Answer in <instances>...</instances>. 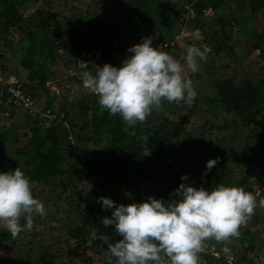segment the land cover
<instances>
[{"label": "rangeland", "instance_id": "1", "mask_svg": "<svg viewBox=\"0 0 264 264\" xmlns=\"http://www.w3.org/2000/svg\"><path fill=\"white\" fill-rule=\"evenodd\" d=\"M185 5H192L195 14L181 21ZM10 11L13 18L6 29ZM142 37H152L153 47L165 41L176 43L164 50L182 64L188 46L207 45L211 52L197 73L185 65L197 92L191 106L163 101L146 122L131 127L132 134L141 131L143 137L166 135L161 162L166 171L149 177L131 173L123 185L125 196L130 195L128 204L149 197L165 202L176 199L173 194L181 183L211 190L220 178L225 186L243 187L256 197L257 207L239 228L240 236L227 244L231 255L222 251L224 243L212 239L199 254V264H264V208L259 206L264 199V101L257 105L263 108L256 123L235 130L234 117L216 102L214 89L223 78L239 84L245 78L256 83L264 77V10L253 17L247 0H0V90L26 77L20 60L31 58L35 79L42 82L40 76H45L37 94L39 108L63 111L66 124H60L70 128L72 137V142H61L65 174L47 183L30 180L33 197L42 201L46 215H34L32 230L15 239L0 221V264H107V244L93 241L91 233L107 235L112 243L122 239L113 225L102 223L114 209L105 211L96 202L102 195L108 198L113 186L88 173L85 165L91 161L90 153L106 141L108 125L91 132V115L101 107L98 97L83 86L82 77L85 71L95 75L94 65L102 67L117 45L138 44ZM52 123H41L23 109L11 111L9 117L0 113V172L17 167L24 171L27 157L16 149L26 144L32 127L44 131ZM89 136L96 141H89ZM216 158V166L205 174L207 162ZM168 159L177 165L172 176L167 174ZM183 175L188 179L181 180ZM92 205L101 212L90 231L79 239L69 237L67 231L81 225L84 209ZM112 264H116L114 257Z\"/></svg>", "mask_w": 264, "mask_h": 264}, {"label": "clouds", "instance_id": "2", "mask_svg": "<svg viewBox=\"0 0 264 264\" xmlns=\"http://www.w3.org/2000/svg\"><path fill=\"white\" fill-rule=\"evenodd\" d=\"M165 48L166 44L153 47L152 37H142L141 43L127 49L132 55L122 61L121 67L105 63L102 67L94 65L95 75L85 71L83 86L98 97L102 109L122 117L126 128L146 122L163 101H183L191 106L197 92L185 65L197 73L211 49L207 45L188 46L182 64ZM83 65L87 69V64ZM147 143L145 137L143 155H150ZM218 159L207 162L205 174L216 166ZM187 179V175L181 177ZM173 195L177 198L168 202L149 197L145 202L127 206L117 205L107 197L97 198L103 210L114 209L111 217L102 219L103 225H113L122 237L112 243L107 235L91 233L93 241L99 239L107 244V264H112L113 257L116 264H199V254L206 241L212 239L224 243L222 251L231 255L227 244L240 236L239 228L257 207L251 192L223 184L206 190L181 183ZM259 206L264 208V199ZM36 214L43 218L45 206L33 197L25 173L19 167L0 172V221L11 237L15 239L20 233L31 231Z\"/></svg>", "mask_w": 264, "mask_h": 264}, {"label": "trees", "instance_id": "3", "mask_svg": "<svg viewBox=\"0 0 264 264\" xmlns=\"http://www.w3.org/2000/svg\"><path fill=\"white\" fill-rule=\"evenodd\" d=\"M249 9L253 17L258 16L264 10V0H247ZM194 8V7H193ZM13 11V10H12ZM12 11L7 13L5 27L12 21ZM182 21L189 20L185 18L184 7L181 13ZM71 37L76 38L74 32ZM76 44V40H73ZM135 44L127 45L120 43L114 50H111L110 57L106 63L114 67H121L124 57H129L132 53L127 49ZM23 69L27 70L26 77L36 80L37 71L34 67V61L29 57H23L20 60ZM41 81L38 84H44L45 76L41 74ZM216 92V102L221 104L224 109L231 113L234 118L231 119L234 129L249 128L254 125L262 112L263 107H258V103L264 101V77L256 83L249 78L243 79L239 84H235L230 78L219 79L214 83ZM98 104V102H96ZM159 119L163 116H159ZM91 132L98 133L103 124L108 125L106 141L99 143L98 148L90 153L91 161L87 162L85 169L88 173L94 174L113 186L108 194V198L113 201L119 199L117 205H126L130 201L125 196L123 185H125L131 176V173L137 172L142 176L151 175L160 176L164 174L161 162L164 158L162 147L166 145V135L163 133L157 137H148L147 147L150 155L144 154L145 137L141 131L131 133V127L126 128L120 116H112L107 110L99 109L91 115ZM138 125V123H137ZM34 126L31 128V135L26 144L18 147L16 151L27 159L25 162L24 173L31 181L37 183H47L51 178L62 176L65 170L61 167L65 162L66 155L61 153V142L68 140L70 128L65 129L60 123H52L44 128ZM81 130H84L83 128ZM89 141H96L93 136L87 138ZM143 152V154H142ZM167 164V163H166ZM168 176L175 172L172 166L167 164ZM70 173L69 175H71ZM221 184L220 178L214 183ZM101 197H104L103 195ZM138 203H140L138 201ZM101 212L97 205L87 207L83 211L81 225L67 231L69 237L79 239L86 235L91 225L97 220V213Z\"/></svg>", "mask_w": 264, "mask_h": 264}, {"label": "built area", "instance_id": "4", "mask_svg": "<svg viewBox=\"0 0 264 264\" xmlns=\"http://www.w3.org/2000/svg\"><path fill=\"white\" fill-rule=\"evenodd\" d=\"M185 18H192L195 14V9L192 5H185ZM182 21V18L180 19ZM166 44V48H172L175 44L172 41L160 42L159 45ZM73 45H76L73 43ZM77 64H80L81 61L79 58L76 60ZM78 79L81 80V77L78 76ZM39 91V84L36 80H31L27 77L15 80L7 85H5L0 90V113L3 117H9L12 111L13 112L19 109H23L25 112L34 115L38 120L42 122H53V123H62L66 124V115L63 111H52L50 109H41L39 108V98L37 96ZM68 139L71 141L72 137L69 134ZM72 142V141H71ZM168 164L174 168L177 167L176 163L172 159L167 160ZM130 188V187H128ZM129 190V189H128ZM126 190V193L129 194L130 191ZM143 190H140V193L143 194ZM140 196V195H139ZM141 200H144V195L141 197ZM141 202V201H140Z\"/></svg>", "mask_w": 264, "mask_h": 264}, {"label": "crops", "instance_id": "5", "mask_svg": "<svg viewBox=\"0 0 264 264\" xmlns=\"http://www.w3.org/2000/svg\"><path fill=\"white\" fill-rule=\"evenodd\" d=\"M82 79V78H81Z\"/></svg>", "mask_w": 264, "mask_h": 264}]
</instances>
